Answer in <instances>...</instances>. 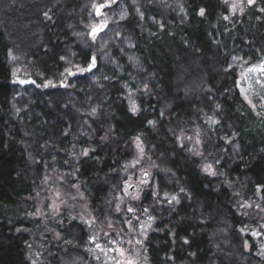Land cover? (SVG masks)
Segmentation results:
<instances>
[{"label":"trees","instance_id":"trees-1","mask_svg":"<svg viewBox=\"0 0 264 264\" xmlns=\"http://www.w3.org/2000/svg\"><path fill=\"white\" fill-rule=\"evenodd\" d=\"M263 63L264 0L235 19L220 0H0V264L107 257L93 223L43 225L34 197L48 171L72 176L97 220L121 223L135 140L158 170L140 205L148 264H264V118L240 90L261 95ZM194 127L197 154L176 141Z\"/></svg>","mask_w":264,"mask_h":264},{"label":"rangeland","instance_id":"rangeland-1","mask_svg":"<svg viewBox=\"0 0 264 264\" xmlns=\"http://www.w3.org/2000/svg\"><path fill=\"white\" fill-rule=\"evenodd\" d=\"M220 1L226 7L229 17L234 19L241 17L248 9H252L257 4V0ZM97 8L99 7H95L94 13ZM98 22L96 21L91 29L96 27ZM262 66H264V63ZM87 67L84 71H80L72 66L75 72L69 74L87 73ZM239 79L242 83L243 73L239 74ZM16 80L25 81L29 79L13 77L14 84L25 87L27 85L21 86L16 83ZM240 90L242 98L249 104L255 114L264 118V90L261 91L260 96L255 94L254 91L248 92L245 85ZM202 138L203 133L201 130L194 127L187 132L179 131L176 141L179 145L187 146L193 153L197 154L202 144ZM132 147L134 157L130 166L125 169L123 191L114 207L121 223L116 224L109 219L97 220L98 218L94 215L77 184L72 183V176L68 179L53 171H48L34 197L35 211L33 217L41 220L43 225L49 222L60 224L63 222L64 216H70L72 218L77 217L87 224L93 223L97 227L96 232L101 241L99 247L105 246L107 249L104 251L109 252V254L103 259H101V256L95 259L96 264H148L142 242L147 230L151 229V223L144 213L146 207L143 206L142 208L140 205L147 191L153 197L152 201H156L158 196L151 187L150 181L152 173L158 170L155 164L147 156H144L143 144L139 140H135ZM203 169L205 172L211 173V167L206 163ZM131 187H133V190L129 191ZM246 204L248 203L241 202L240 207L242 206L243 209L248 210L250 205ZM254 210L259 218L258 223L261 233L254 236L253 242L257 246L258 256L264 261V210L259 205H255ZM136 224L138 229H136Z\"/></svg>","mask_w":264,"mask_h":264},{"label":"water","instance_id":"water-1","mask_svg":"<svg viewBox=\"0 0 264 264\" xmlns=\"http://www.w3.org/2000/svg\"><path fill=\"white\" fill-rule=\"evenodd\" d=\"M111 1L116 2L117 0H111ZM94 15H95L96 18H98L100 16V14H99V8H97L95 10ZM104 29H105V24H103L101 21H99L98 24H97V26L94 27V28H92L89 31L88 38L90 40L94 41L98 37V35L104 31ZM94 68H95V65H94L93 62H91L90 65H89V67H87V69H86L87 70V73H91L94 70ZM12 83L14 84L13 81H12ZM16 83H18L21 86L30 85V84L35 85L34 82L31 79L25 80V81H23V80H16ZM132 190H133V187H131L129 189V191H132Z\"/></svg>","mask_w":264,"mask_h":264},{"label":"snow or ice","instance_id":"snow-or-ice-1","mask_svg":"<svg viewBox=\"0 0 264 264\" xmlns=\"http://www.w3.org/2000/svg\"><path fill=\"white\" fill-rule=\"evenodd\" d=\"M201 14H203V10H201ZM133 111H135V108H133ZM97 247H99V245H97Z\"/></svg>","mask_w":264,"mask_h":264}]
</instances>
